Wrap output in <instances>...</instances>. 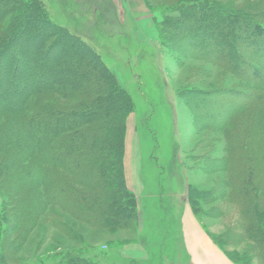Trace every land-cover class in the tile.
<instances>
[{
	"label": "trees",
	"instance_id": "trees-1",
	"mask_svg": "<svg viewBox=\"0 0 264 264\" xmlns=\"http://www.w3.org/2000/svg\"><path fill=\"white\" fill-rule=\"evenodd\" d=\"M246 1L191 0L183 15H166L163 26L172 37L169 20L179 22L193 57L247 81L245 92L220 96L216 116L232 124L225 165L235 174L243 235L257 243L264 258V168L257 164L258 148L264 151V69L247 58L264 59V0ZM45 9L41 0H0V118L14 116L20 130L7 122L0 131L5 156L0 182L14 189L44 188L42 196L19 201L22 219L25 208L58 204L89 227L130 228L137 200L127 183L124 154L133 101L99 53ZM22 139L32 146L19 145ZM199 190L190 189L194 203ZM3 216L9 219L6 211ZM6 234L0 230L2 248ZM224 253L238 264L236 255ZM86 255L70 254L61 264H97L90 260L97 254Z\"/></svg>",
	"mask_w": 264,
	"mask_h": 264
},
{
	"label": "rangeland",
	"instance_id": "rangeland-1",
	"mask_svg": "<svg viewBox=\"0 0 264 264\" xmlns=\"http://www.w3.org/2000/svg\"><path fill=\"white\" fill-rule=\"evenodd\" d=\"M41 1L46 15L99 53L133 101L124 167L138 177L135 191L129 187L136 195L138 215L130 228L114 231L89 227L69 216L64 206L50 204L43 210L25 208L31 221L23 223L26 217L22 219L19 201L42 196L44 188L14 189L0 182L4 198L0 230L7 233L5 246L0 247L2 264H61L77 252L97 254L98 258H89L97 264H189L181 227L187 209L223 252L236 255L238 264H264L257 243L243 235L235 174L225 165L226 134L232 124L225 125L216 116L220 96L226 91L245 92L247 81L193 57L181 40L179 22L169 20L172 37L163 26L166 15H183L189 10L183 5L191 0ZM247 58L264 69V59ZM7 122L16 129V118L5 115L0 118L1 132ZM18 144L32 146L25 139ZM34 155L40 158L38 152ZM257 157L258 166L264 168L261 147ZM192 186L203 192L195 203Z\"/></svg>",
	"mask_w": 264,
	"mask_h": 264
},
{
	"label": "crops",
	"instance_id": "crops-1",
	"mask_svg": "<svg viewBox=\"0 0 264 264\" xmlns=\"http://www.w3.org/2000/svg\"><path fill=\"white\" fill-rule=\"evenodd\" d=\"M125 172L128 186L133 189L136 179L139 183L138 177L127 166ZM133 190L135 191V189ZM181 227L183 242L189 256V264H234L204 231L190 209L184 212ZM136 250L139 252V247Z\"/></svg>",
	"mask_w": 264,
	"mask_h": 264
}]
</instances>
